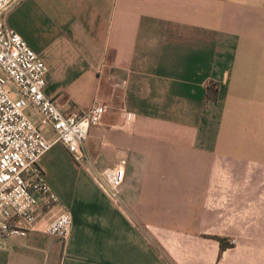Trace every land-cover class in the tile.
<instances>
[{
	"label": "crops",
	"instance_id": "0c3cea01",
	"mask_svg": "<svg viewBox=\"0 0 264 264\" xmlns=\"http://www.w3.org/2000/svg\"><path fill=\"white\" fill-rule=\"evenodd\" d=\"M7 23L64 114L107 110L88 161H39L68 238L0 234V264H264V0H21ZM119 163L116 206L92 175Z\"/></svg>",
	"mask_w": 264,
	"mask_h": 264
},
{
	"label": "built area",
	"instance_id": "2783aa9c",
	"mask_svg": "<svg viewBox=\"0 0 264 264\" xmlns=\"http://www.w3.org/2000/svg\"><path fill=\"white\" fill-rule=\"evenodd\" d=\"M19 1L0 0V234L23 237L40 231L65 241L72 227L71 211L46 182L39 161L57 142L77 164L88 161L85 140L90 128L101 123L107 107L95 103L85 112L66 115L44 93L45 63L7 23V13ZM33 113L39 116L38 122ZM132 117L129 113V120ZM45 126L52 130V137L43 132ZM124 173L119 163L92 175L116 206L121 205ZM55 206L60 207L58 213L40 221Z\"/></svg>",
	"mask_w": 264,
	"mask_h": 264
},
{
	"label": "trees",
	"instance_id": "16d2710c",
	"mask_svg": "<svg viewBox=\"0 0 264 264\" xmlns=\"http://www.w3.org/2000/svg\"><path fill=\"white\" fill-rule=\"evenodd\" d=\"M215 95H216V88L215 85H211L207 87V91H206V97L208 99H215ZM212 238L216 239L219 242V252H221L222 250H224L226 247L230 246V244L226 241L225 238L220 237V236H212ZM166 261L169 264H174L172 260L170 259H166Z\"/></svg>",
	"mask_w": 264,
	"mask_h": 264
},
{
	"label": "rangeland",
	"instance_id": "374dc122",
	"mask_svg": "<svg viewBox=\"0 0 264 264\" xmlns=\"http://www.w3.org/2000/svg\"><path fill=\"white\" fill-rule=\"evenodd\" d=\"M35 116V113H33ZM46 129V130H45ZM43 129V132L45 133L47 131V128ZM73 160V159H72ZM160 253V252H159ZM161 254V253H160ZM161 257V256H160Z\"/></svg>",
	"mask_w": 264,
	"mask_h": 264
}]
</instances>
